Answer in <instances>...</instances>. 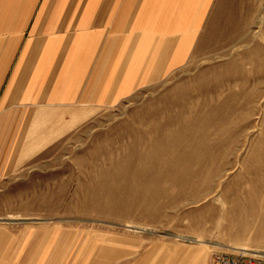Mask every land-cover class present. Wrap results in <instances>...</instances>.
I'll list each match as a JSON object with an SVG mask.
<instances>
[{"label":"rangeland","instance_id":"obj_1","mask_svg":"<svg viewBox=\"0 0 264 264\" xmlns=\"http://www.w3.org/2000/svg\"><path fill=\"white\" fill-rule=\"evenodd\" d=\"M237 7L231 45L75 125L12 132L0 264L264 258V0Z\"/></svg>","mask_w":264,"mask_h":264},{"label":"crops","instance_id":"obj_2","mask_svg":"<svg viewBox=\"0 0 264 264\" xmlns=\"http://www.w3.org/2000/svg\"><path fill=\"white\" fill-rule=\"evenodd\" d=\"M245 1L0 0V176L29 115L75 125L231 45Z\"/></svg>","mask_w":264,"mask_h":264},{"label":"built area","instance_id":"obj_3","mask_svg":"<svg viewBox=\"0 0 264 264\" xmlns=\"http://www.w3.org/2000/svg\"><path fill=\"white\" fill-rule=\"evenodd\" d=\"M207 264H264V258L243 251L215 252L211 254Z\"/></svg>","mask_w":264,"mask_h":264}]
</instances>
